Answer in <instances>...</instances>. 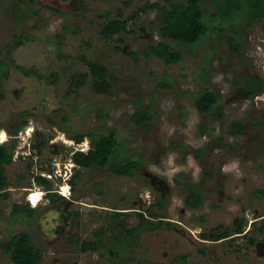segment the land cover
I'll use <instances>...</instances> for the list:
<instances>
[{"label": "rangeland", "instance_id": "rangeland-1", "mask_svg": "<svg viewBox=\"0 0 264 264\" xmlns=\"http://www.w3.org/2000/svg\"><path fill=\"white\" fill-rule=\"evenodd\" d=\"M123 1L0 0V143L15 139L12 161L5 165L8 196L0 197V264H13L2 242L18 231L31 234L42 251L40 264H138L141 258H158L162 251L167 259L176 257L174 264H264L262 248L257 254L247 242V235H259L254 230L261 222L264 225V219L256 220L246 237L234 235L215 243L200 237L201 232L223 226L233 231L235 223L248 212L243 207L256 206L259 211L264 208V196L253 194L255 188L264 189L263 18L250 21L245 12L237 11L234 18L224 22L220 34L209 33L192 53L182 43L170 40L183 56L179 62L165 65L155 56L142 54L147 43L160 39L157 8L134 18L129 23L131 33L121 32L111 39L100 35L102 23L116 16L117 7L123 17H128L146 2L162 3L132 0L125 6ZM15 5L28 15L20 17ZM202 6L215 8L210 0H203ZM33 7L39 8L37 14L31 11ZM107 10L109 14L103 17ZM64 24L71 29H64ZM21 30L32 37L14 47L11 58L22 66L36 68L41 78L23 73L7 57L8 45L15 43ZM56 33H62L61 40ZM229 35L242 43L240 52L228 48ZM58 50L68 55L60 56ZM131 51H138L136 58ZM80 54L108 68L114 87L111 94L92 91L89 80L77 91L67 93L68 77L74 71L87 70L77 57ZM3 71H7L5 76ZM53 71L58 73L55 81L46 78ZM249 74H257L262 80L258 96L229 99ZM163 77L170 79L173 86L159 87L157 81ZM201 89L218 92L221 119L197 110L195 100ZM144 108L155 114L153 121L148 126L133 123L131 113ZM26 110L29 113L22 114ZM22 119L25 123L13 135L11 124ZM233 119L240 120L243 127L232 135L227 130ZM112 128L120 140L118 159L140 158V167L131 176L113 173L110 166L80 167L76 195L81 216L77 230L71 232L79 239H93V231L104 227L106 245L101 251L82 252L66 235L49 242L48 234L41 230L48 223L47 205L42 197L39 199L40 188L32 182V176L44 173L52 162L65 168V161L71 163L72 145L86 150L92 142L84 136L78 143L70 134L108 133ZM33 143L39 147L33 148ZM68 167L73 173L74 165ZM145 172L160 177V184L154 182L159 186H152ZM62 181L50 178L52 186ZM186 182L198 185L203 195L199 207L186 206ZM30 188L36 189L29 194L31 202H36L33 219L24 213L14 216V203L28 202ZM160 193L167 200L159 213L166 216L165 220L155 223L157 218L152 216L150 229L126 252L125 258L107 255V243L114 234L123 233L119 227L109 228V209L137 207L133 199L144 194L146 209L159 210L151 200L155 202ZM127 216L128 226L136 222L134 210ZM209 246L218 260L208 256L207 250L205 254L200 251ZM179 254H185L184 260H179Z\"/></svg>", "mask_w": 264, "mask_h": 264}, {"label": "trees", "instance_id": "trees-1", "mask_svg": "<svg viewBox=\"0 0 264 264\" xmlns=\"http://www.w3.org/2000/svg\"><path fill=\"white\" fill-rule=\"evenodd\" d=\"M132 0H124V5L128 6ZM203 0H162L159 1L146 2L137 8L128 17H123L120 7L116 8V16L113 18H107L99 30L100 35L103 38L111 39L113 35L120 34L121 32L131 33L133 29L129 26L130 22H133L134 18L139 16L141 12L147 9L157 8L159 10V26L158 35L159 40L147 43L143 48L142 54L145 56H155L163 61L165 65H170L177 63L182 59L183 51L170 43L173 40L178 43H182L186 46V50L189 53L193 52L194 47L203 41V39L209 34H220L224 30V22L234 18L237 11L245 12L250 21L255 18H263L264 27V0H210L211 4L215 6L213 10L204 9L202 6ZM15 11L19 12L20 17H25L28 15L27 11H23L15 5ZM32 12L39 11V8L33 7ZM109 14L108 10L102 13L103 17H107ZM64 29H71L70 25L64 24ZM75 30V29H74ZM32 37V36H31ZM28 33L25 34L23 30L16 35L15 43L9 44L7 49V57L11 64L19 68L23 73L29 74L33 73L38 78L42 77V74L36 72L34 67H25L16 63L13 58H11L10 52L14 47L19 45L23 40L31 39ZM55 37L61 40L62 33H56ZM227 45L232 52H240L242 49V43L237 40L234 35L227 36ZM131 55L136 58L138 51H131ZM60 56H67V52H57ZM82 60L87 66L85 71H74L68 77V89L67 93L77 91L83 85H85L88 80L90 81V88L92 91L100 94L109 95L113 92V84L108 78V68L99 62L98 60L86 58L84 55L80 54L77 56ZM7 71H3L5 76ZM51 77L52 81L57 80L58 73L53 71L48 77ZM165 77V76H164ZM162 80L158 79L157 85L159 87H172L173 84L170 79L164 78ZM245 87L250 90L251 94L259 92L261 90L260 84L262 83L261 78L257 74H249L248 78H244L241 82ZM195 106L200 113L210 114L214 119L219 120L223 117V109L221 106V100L217 91L213 89H201L196 100ZM28 114L29 111H23L22 114ZM102 115V113H100ZM106 115V114H104ZM64 118L67 119V114H64ZM155 114L151 112L150 108H144L140 111L135 110L130 115V120L135 124H141L148 126L153 119ZM25 123V119L18 120L11 124V132L16 135L22 124ZM243 124L240 120L233 119L228 126L229 134H236L241 130ZM203 128V127H202ZM84 136L92 138L91 145L85 150L83 148H78L70 153L69 157L71 161L76 165L73 170V177H80V167L90 168L94 166L105 167L110 166L113 173L119 175L131 176L137 170L140 163V158H130L118 159L120 153H118V147L120 146V140L117 136V131L112 128L108 133H75L70 134L69 137L74 139L78 143L84 138ZM15 139L11 142H1L0 143V197H7L6 187L9 185L8 176L5 173V165L12 161L13 157V143ZM33 148H38L39 146L35 143L32 144ZM30 167V164L27 165ZM49 171H52L51 165L47 166ZM32 181L34 184L48 189L47 195L58 198L59 195L50 191L52 184L50 179L45 175L39 173L32 176ZM70 183L72 189L75 187V180L71 179ZM187 188V193L184 198L186 205L190 207H199L203 201V195L200 190L195 185L185 183ZM53 199V197H52ZM163 200H158L153 205L159 208L162 207ZM37 209L35 206L29 205L28 202L25 203H14L12 214L20 215L22 213L33 219ZM121 214L119 211H114L111 218H118ZM108 217V216H107ZM240 224V223H239ZM239 224L237 226H239ZM133 228L126 229V232H131ZM227 233V231L220 232L219 235ZM105 234L104 227H98L93 231L94 238H84L79 240L77 237H71L69 240L73 243L79 242V249L84 251H95L100 250L105 246L102 235ZM202 237H206V232L201 233ZM2 248L8 253L9 259L13 264H40L42 259V251L35 244L31 234L27 231H18L10 235V237L2 242ZM201 252H204L200 248ZM71 264H77L73 262Z\"/></svg>", "mask_w": 264, "mask_h": 264}, {"label": "flooded vegetation", "instance_id": "flooded-vegetation-1", "mask_svg": "<svg viewBox=\"0 0 264 264\" xmlns=\"http://www.w3.org/2000/svg\"><path fill=\"white\" fill-rule=\"evenodd\" d=\"M236 92H239L240 95L245 94L246 96L249 94L250 96L255 95L258 96L259 92L261 90H259V92H256L254 94L250 93V90L245 87L243 84L239 85L238 88L235 90ZM234 91V92H235ZM91 145V143L89 144V146ZM141 163V162H140ZM140 163L138 165V168L140 167ZM76 167V165H75ZM98 166H94V167H90V168H95ZM137 168V169H138ZM73 173L70 174L69 179L67 180V185H68V190L66 191L67 196L63 195L62 193H60L58 190L60 183L54 185L51 187L50 191L53 193H56L57 195H59L58 198H55V195H52V197L47 195V191L48 189H44L43 187H41L44 192L42 194V198L44 199L43 204L47 205L46 207V215H47V221L48 223L45 224L44 227L41 228V230L44 232V234H48L49 237H47V240L49 242L56 240V239H60L63 235H66L67 237L70 238L71 237H77L78 235L74 236L71 235L72 231L77 230V227L79 226V218L81 216V211L77 208V204L78 202V196L76 195V187H77V177H73ZM146 175H148V181L150 182V184H152V186H154L155 188L157 186H159L158 184H155V180H157V182H161V178L154 175L153 173L150 172H145ZM73 179L75 180V187L74 189H72V185L70 183V180ZM34 183V181H32ZM191 182V181H190ZM187 183V182H186ZM188 184H191L188 182ZM191 185H195L197 186V188L199 189L197 184H191ZM200 190V189H199ZM151 192L149 191L148 194H150ZM147 194V195H148ZM253 194L255 196H264V189H259V188H255L253 189ZM144 195V194H143ZM142 194H138L137 198L133 199V202L137 201V207L134 208H122V207H112L110 211V213L106 216H108L107 218L109 219V223L108 226L111 229L114 227H119L121 228V231H123V233L121 234H114V237H112L113 239H111L107 244V250L106 253L109 256H113V255H117L116 258L118 259H122L125 258L126 252L129 251V249L134 246L136 244V241H138L141 237L142 234H144L145 230L150 229L152 224L151 221V217H156L157 219H155V223H159L161 220H165L166 216L161 215L159 213H161V208H164V206L167 203V200L165 198V195L161 194L159 195V197L157 198V200L155 202H157L158 200H163V204L162 207L159 208L156 206V210H148L147 208V200L146 198H142L143 197ZM185 198V197H184ZM27 201L30 203V199L28 196H26ZM153 199V198H152ZM154 200H151L152 205L155 203ZM150 203V202H149ZM150 203V204H151ZM33 206V205H31ZM188 206V205H186ZM244 210L248 211L247 213H243V216L241 217V219L235 223V225L233 226L234 230L232 231L231 227L229 226H223V228H220L218 230H214V231H209L206 232L207 236L204 238L201 236L200 233V237L202 239V241H207L208 243H215V242H219L220 240L232 237L234 235H247V232L249 231L251 225H253V223L258 220V219H264V208L261 209L259 211L258 207L253 206V207H243ZM135 211V214L137 215V220L134 224H130L128 226L127 224V213L128 211ZM114 211H119L121 212V214L118 216V218H110L109 216L113 214ZM130 213V212H129ZM113 216V215H112ZM106 218V217H105ZM169 220V219H166ZM107 221V220H106ZM172 222H177V220H169ZM154 223V222H153ZM170 223V222H168ZM240 223V224H239ZM239 224V226H237ZM176 224H174V230H176L175 227ZM133 228V230L129 233L126 232V229H131ZM177 231V230H176ZM222 231H227V233H224L222 235H219L220 232ZM258 232V236L255 234H249L247 235V242L249 244H251L252 246H254L255 251L257 252V254H259L261 251L264 252V225L263 222H261L260 226H257V228L254 230ZM81 240V239H79ZM34 241V240H33ZM79 245V242L77 243ZM106 245V244H105ZM260 248H262V250L260 251ZM202 249L204 250V252H202L203 254H205L206 250H207V255L208 256H212L213 260L216 261L218 260V258L215 256V252L212 248L209 249L202 247ZM89 251V250H87ZM95 251H99L95 250ZM92 251L91 252H95ZM101 251V249H100ZM104 253V250L102 251ZM99 253V254H102ZM162 254L158 257V258H154V259H150V258H141L138 260V264H174V261L176 257H173V259H167L166 256V252L162 251ZM185 254H179L178 256L180 257L179 260H184Z\"/></svg>", "mask_w": 264, "mask_h": 264}, {"label": "built area", "instance_id": "built-area-1", "mask_svg": "<svg viewBox=\"0 0 264 264\" xmlns=\"http://www.w3.org/2000/svg\"><path fill=\"white\" fill-rule=\"evenodd\" d=\"M77 148H78V146H73L72 145L71 148H70V153L73 152L74 150H76ZM19 152L20 153H23L22 150H20V149H19ZM71 163H70V161H65L64 164L67 165V166H65V168H61V167H58L57 166V162L56 163L52 162V164H50L51 167H52V171H49L47 169V167H45V172L44 173H41V174L45 175L47 178H49V179L51 177H56L59 180H64V181L60 182V185H59V188H58L57 191H59L60 193H62L65 196H67L66 191L68 190L67 189L68 188L67 180L69 179L70 174L72 173V171L69 170L68 165H70L72 167H73V165L75 166V164L72 161H71ZM54 164H55V168H54ZM72 170H73V168H72ZM32 190H34V189H31L30 188V191H28V197H29V194L31 193ZM38 192H40V195H41V193H43L44 190H40L39 189ZM35 204H36V202H31V205H35Z\"/></svg>", "mask_w": 264, "mask_h": 264}, {"label": "water", "instance_id": "water-1", "mask_svg": "<svg viewBox=\"0 0 264 264\" xmlns=\"http://www.w3.org/2000/svg\"><path fill=\"white\" fill-rule=\"evenodd\" d=\"M240 92V91H239ZM239 92H233L230 96H229V99H232V98H235V97H240V96H246V93L245 94H242L240 95ZM90 139V141H92V138L88 137Z\"/></svg>", "mask_w": 264, "mask_h": 264}, {"label": "clouds", "instance_id": "clouds-1", "mask_svg": "<svg viewBox=\"0 0 264 264\" xmlns=\"http://www.w3.org/2000/svg\"><path fill=\"white\" fill-rule=\"evenodd\" d=\"M89 147V146H88ZM38 186V188H40V190H43L39 185H37ZM35 190V189H34ZM42 194L43 193H41V195H40V198L39 199H41V197H42ZM39 201V200H38ZM30 203H31V201H30ZM33 206H35V205H33Z\"/></svg>", "mask_w": 264, "mask_h": 264}, {"label": "bare ground", "instance_id": "bare-ground-1", "mask_svg": "<svg viewBox=\"0 0 264 264\" xmlns=\"http://www.w3.org/2000/svg\"><path fill=\"white\" fill-rule=\"evenodd\" d=\"M22 133H23V132H22ZM2 138H3V137H2ZM2 138H1V139H2ZM29 199H30V198H29ZM30 201H32V200H30Z\"/></svg>", "mask_w": 264, "mask_h": 264}]
</instances>
